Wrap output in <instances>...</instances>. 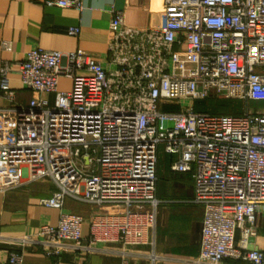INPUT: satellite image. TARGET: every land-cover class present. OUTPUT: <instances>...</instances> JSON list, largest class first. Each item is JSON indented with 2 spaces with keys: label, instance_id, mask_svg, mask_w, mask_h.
<instances>
[{
  "label": "built area",
  "instance_id": "obj_1",
  "mask_svg": "<svg viewBox=\"0 0 264 264\" xmlns=\"http://www.w3.org/2000/svg\"><path fill=\"white\" fill-rule=\"evenodd\" d=\"M157 1L164 15L158 27L131 28L113 12L110 68L82 50L41 49L0 66V92L9 102L12 71L39 96L26 108L0 110V193L47 179L55 189L39 205L58 211L56 225L34 234H0V264H23L33 247L51 264H66L64 254L74 256L68 264H87L80 257L90 254L126 264V249L144 245L156 264L160 146L174 157L171 171L191 174L194 202L203 206L193 263L264 264V249H249L255 214L264 211V109H248L250 101L264 103V0ZM48 4L81 7L80 0ZM47 95L52 105L42 99ZM208 98L239 101L241 113L193 111L196 100ZM169 104L178 110H163ZM66 197L112 209L91 218L84 238L83 218L64 211ZM115 243L120 248L109 247Z\"/></svg>",
  "mask_w": 264,
  "mask_h": 264
},
{
  "label": "crops",
  "instance_id": "obj_2",
  "mask_svg": "<svg viewBox=\"0 0 264 264\" xmlns=\"http://www.w3.org/2000/svg\"><path fill=\"white\" fill-rule=\"evenodd\" d=\"M54 0H0V66L4 61L17 63L33 49L69 53L82 50L101 62L108 64L107 44L109 23L113 12L119 11L124 25L148 29L161 26L164 15L157 0H80L81 7L60 8L49 5ZM68 28H77L76 36L68 35ZM9 47V51L5 49ZM14 100L9 102L0 92V110L28 107L34 97L23 88L19 75L12 71L8 75ZM68 86V82L61 81ZM49 105L53 95L42 96ZM239 102V101H236ZM240 111L241 113V103ZM165 111H177L174 104L165 105ZM3 113L0 112V127ZM174 157L159 150L157 161L156 225L153 231V252L158 257L156 264H195L200 252L203 206L194 202V182L189 173L173 172L169 161ZM55 186L52 181H30L16 189L0 193V234H34L41 225H56L58 211L39 205V200L49 198ZM64 211L83 218L82 236L89 235V222L94 215L106 213L109 207L93 206L70 197L64 199ZM240 235L236 233V241ZM249 249H264V211L255 214V235L249 239ZM109 247L120 248V244ZM126 264H149L145 255L151 251L148 245L127 248ZM74 256L64 254L63 263H71ZM80 263L122 264L117 256L100 254L83 255ZM23 264H51L38 248L24 252ZM224 264H248L225 260Z\"/></svg>",
  "mask_w": 264,
  "mask_h": 264
},
{
  "label": "trees",
  "instance_id": "obj_3",
  "mask_svg": "<svg viewBox=\"0 0 264 264\" xmlns=\"http://www.w3.org/2000/svg\"><path fill=\"white\" fill-rule=\"evenodd\" d=\"M210 100H211L210 101L211 104L208 105V107L197 108V109H194L193 107V111L196 113H208V114H218V115L239 114V111H240L239 102L233 101L235 102L234 103L235 105H234L233 103L231 104L229 103V101L231 100H218V99H213V98H211ZM221 101H227L228 103H225V105L222 106L223 103Z\"/></svg>",
  "mask_w": 264,
  "mask_h": 264
},
{
  "label": "rangeland",
  "instance_id": "obj_4",
  "mask_svg": "<svg viewBox=\"0 0 264 264\" xmlns=\"http://www.w3.org/2000/svg\"><path fill=\"white\" fill-rule=\"evenodd\" d=\"M211 98H208V99H204V100H196L194 103H193V107L194 109H197V108H203V107H208V105L211 104ZM220 100H223V99H220ZM223 103L222 106L225 105V103H228L227 101H221ZM229 103H235L233 101H229ZM235 105V104H234ZM240 105V104H239ZM248 109L251 110V111H259V110H263L264 109V103H261V102H252L250 101L248 103ZM220 113V112H218ZM159 150L161 151V146L159 147ZM133 209V208H132ZM146 210V208H144Z\"/></svg>",
  "mask_w": 264,
  "mask_h": 264
}]
</instances>
